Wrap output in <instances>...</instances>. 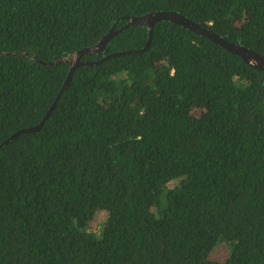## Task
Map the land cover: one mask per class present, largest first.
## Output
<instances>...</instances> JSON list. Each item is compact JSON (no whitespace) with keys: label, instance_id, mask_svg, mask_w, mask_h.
Listing matches in <instances>:
<instances>
[{"label":"trees","instance_id":"trees-1","mask_svg":"<svg viewBox=\"0 0 264 264\" xmlns=\"http://www.w3.org/2000/svg\"><path fill=\"white\" fill-rule=\"evenodd\" d=\"M152 11L264 53V0H0V144ZM0 264H264V70L168 20L76 67L0 148Z\"/></svg>","mask_w":264,"mask_h":264},{"label":"water","instance_id":"water-1","mask_svg":"<svg viewBox=\"0 0 264 264\" xmlns=\"http://www.w3.org/2000/svg\"><path fill=\"white\" fill-rule=\"evenodd\" d=\"M163 20L172 21L174 23H177L179 25H182L184 27L192 29L196 32H199V33L207 36L208 38H210L215 43L226 48L227 50L238 54L239 56H241L244 59V61L253 65L255 68L264 70V53L253 50L250 47H248L242 43H236V42L229 41L226 38L222 37L221 35H219L213 31H211L210 29L196 23L195 21L190 19L188 16H186V15H184L178 11H152V12H149V13L141 15V16H132L129 19V21L123 27L116 29L114 26L104 37H102V39L97 44L90 46V47H86L84 49H81L80 51L75 53L70 58L66 57V58L59 59L57 61H50V62H46L44 60H39L42 63H50V64H56L62 60H66V61L70 62L71 68L69 71L68 78H67L62 90L60 91L58 97L55 99L54 103L51 105L49 110L46 112L42 121L35 126L23 128V129L16 131L8 139H6L5 141H3L0 144V148H1V146L7 144L10 140L18 137L21 133H32V132H35V131H38L41 129L43 124L46 122V120L49 118V116L53 112L54 108L56 107L57 101L60 98V95L65 91V89L69 85L70 80L72 78V74L75 71L76 67H78L81 64H85V63L96 64V63L101 62L102 60L112 58L115 56L135 54V53H140V52L147 50L152 43L155 24L157 22L163 21ZM145 24L149 28V39H148L147 44L144 47L138 48V49H128L125 51L111 53L109 55L104 56L102 59H100L99 61H96V62L81 60L83 55L91 54V53H102L104 48L108 44V42L114 36L121 33L125 28L132 26V25H145ZM0 54H13V53H7V52L0 51ZM33 58L39 59L37 56H33Z\"/></svg>","mask_w":264,"mask_h":264},{"label":"rangeland","instance_id":"rangeland-1","mask_svg":"<svg viewBox=\"0 0 264 264\" xmlns=\"http://www.w3.org/2000/svg\"><path fill=\"white\" fill-rule=\"evenodd\" d=\"M107 219V213L104 211H98L95 218L91 222V227L93 230L98 232L102 231L103 224ZM228 246L225 244L219 245L214 251H212L210 257L214 260L224 261L227 259L228 256Z\"/></svg>","mask_w":264,"mask_h":264}]
</instances>
